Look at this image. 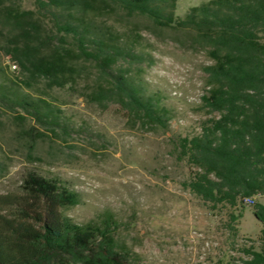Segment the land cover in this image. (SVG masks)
<instances>
[{
    "label": "trees",
    "instance_id": "obj_1",
    "mask_svg": "<svg viewBox=\"0 0 264 264\" xmlns=\"http://www.w3.org/2000/svg\"><path fill=\"white\" fill-rule=\"evenodd\" d=\"M176 7L177 0H0V50L19 72L4 81L0 61V112L15 113L20 123L33 120L25 132L30 137L57 134L61 124L49 98L55 89L70 88L100 106H118L133 125L168 131V110L143 96L125 72L113 70L123 53L119 45L131 48L133 36L117 44L114 26L96 29L94 22L123 12L186 30L213 63L204 68L201 99L210 117L176 147L189 170L183 187L229 241L239 236L251 199L262 226L258 244L237 248L231 242L246 257L231 261L264 264V0H210L184 18L176 17ZM89 63L95 79L84 75ZM79 204L75 192L35 171L18 192L0 193V264H130L134 251L120 242L118 221L105 214L99 222L76 223L64 212Z\"/></svg>",
    "mask_w": 264,
    "mask_h": 264
},
{
    "label": "rangeland",
    "instance_id": "obj_2",
    "mask_svg": "<svg viewBox=\"0 0 264 264\" xmlns=\"http://www.w3.org/2000/svg\"><path fill=\"white\" fill-rule=\"evenodd\" d=\"M208 1L177 0L175 15L184 18L192 7ZM118 14L94 22L96 29L105 23L114 26L117 44L123 43L122 36H133L131 48L119 45L123 53L113 70L125 72L143 96L168 110V131L133 125L118 106H100L80 96L81 90L55 89L49 99L61 124L57 134L30 137L25 132L35 125L33 120L20 123L15 113L0 112V193L18 192L30 171L55 179L79 196L80 204L64 212L74 222H99L105 214L118 221L120 242L134 251L130 264H233V257L246 259L230 243L237 248L258 244L262 226L251 212L253 202H245L248 211L239 236L229 241L216 218L184 189L189 170L176 148L179 138L198 134L201 120L210 117L201 99L207 91L204 68L213 62L186 30L159 27L137 14ZM0 61L4 81L15 80V61L1 50ZM87 67L84 75L95 79V66ZM88 83L90 87L94 80Z\"/></svg>",
    "mask_w": 264,
    "mask_h": 264
},
{
    "label": "built area",
    "instance_id": "obj_3",
    "mask_svg": "<svg viewBox=\"0 0 264 264\" xmlns=\"http://www.w3.org/2000/svg\"><path fill=\"white\" fill-rule=\"evenodd\" d=\"M11 68H12L13 71H15V70L18 69V66L15 63H12ZM247 201L252 202L251 199H248Z\"/></svg>",
    "mask_w": 264,
    "mask_h": 264
}]
</instances>
